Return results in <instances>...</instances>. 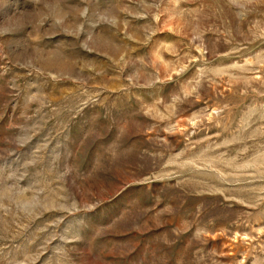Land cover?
Returning <instances> with one entry per match:
<instances>
[{
  "label": "rangeland",
  "instance_id": "374dc122",
  "mask_svg": "<svg viewBox=\"0 0 264 264\" xmlns=\"http://www.w3.org/2000/svg\"><path fill=\"white\" fill-rule=\"evenodd\" d=\"M0 264H264V0H0Z\"/></svg>",
  "mask_w": 264,
  "mask_h": 264
}]
</instances>
